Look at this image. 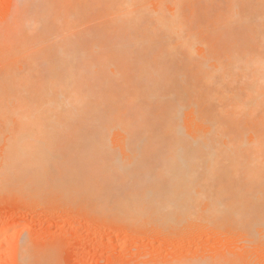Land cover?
<instances>
[{
	"label": "bare ground",
	"instance_id": "6f19581e",
	"mask_svg": "<svg viewBox=\"0 0 264 264\" xmlns=\"http://www.w3.org/2000/svg\"><path fill=\"white\" fill-rule=\"evenodd\" d=\"M14 8L17 47L2 48L0 71L29 77L0 76V120L18 122L0 182L31 180L42 197L81 198L130 223L232 224L247 243L264 239V0ZM12 56L18 65L5 64ZM111 135L139 153L115 157ZM5 225L0 246L12 251L18 224ZM26 244L15 251L32 264ZM208 260L179 262L227 258Z\"/></svg>",
	"mask_w": 264,
	"mask_h": 264
},
{
	"label": "rangeland",
	"instance_id": "374dc122",
	"mask_svg": "<svg viewBox=\"0 0 264 264\" xmlns=\"http://www.w3.org/2000/svg\"><path fill=\"white\" fill-rule=\"evenodd\" d=\"M14 6L15 0H0V55L4 54L3 47L13 49L17 47L18 39L14 38L15 33H12L16 30L14 26L16 7ZM5 64L18 65L19 63L12 56ZM7 70L16 71L15 73L21 78L29 77L26 68L16 70L2 68L0 76ZM25 72L27 75L24 74ZM34 79L36 84V77ZM13 123L18 126L16 124L18 122L0 120V133L2 134L0 160L5 154V140L18 129ZM110 138L113 142L110 146L114 148L111 152L114 156L116 155L115 157L128 160L134 154L139 153L125 150L122 146L121 148L120 143L123 145V142H120L121 139L116 135L109 137V143H111ZM158 153L163 154L162 157H169L165 152ZM152 155L150 154V161L153 166L156 163L163 164L164 161L161 158ZM10 180L6 181L9 184L4 181L0 182L2 184H0V229L6 227L5 224H18L19 232L10 238L14 248L12 251L0 246V264H21V249H18L26 242L28 244L26 246H29L27 250H31L28 258L29 261L33 259L32 264H35L34 262L38 264H42L41 262L44 264H48L47 262L52 264H181L186 262L185 260L202 258H209V262L217 258L219 260L227 258L226 261L231 262L234 259L236 264H264V239H259V242L254 241L256 243L253 244L247 243L248 238H244L245 236L240 231L238 232L232 224H229L230 226L221 223L217 224L218 226H204V222L201 224L202 222L197 221L191 225H187L189 223L187 222V226L181 224L184 227L177 225L174 228H166L155 221L148 223L151 221L149 219L147 223H143V219L130 223L126 222L129 220H121L114 213L112 215L110 212H99L94 204L81 198L63 199L64 196L57 192V196L54 195L56 200L52 199L53 195L43 196L45 197L43 199L36 190V185L29 186V184L32 185L29 183L31 180L24 179L17 182L14 179V184H11L13 180ZM21 182H24L23 186ZM17 185L20 189L16 190ZM198 223L200 226H197ZM3 231L5 232L4 229ZM17 245L19 252L15 251ZM218 259L216 261H219ZM226 261H220V263L227 264Z\"/></svg>",
	"mask_w": 264,
	"mask_h": 264
}]
</instances>
